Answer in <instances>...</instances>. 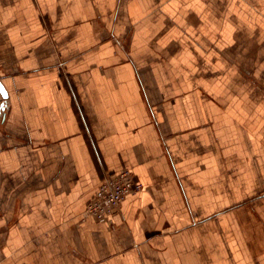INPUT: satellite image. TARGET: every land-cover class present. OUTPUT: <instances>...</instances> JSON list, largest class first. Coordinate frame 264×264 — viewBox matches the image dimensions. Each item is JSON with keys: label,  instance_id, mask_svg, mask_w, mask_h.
Segmentation results:
<instances>
[{"label": "crops", "instance_id": "1", "mask_svg": "<svg viewBox=\"0 0 264 264\" xmlns=\"http://www.w3.org/2000/svg\"><path fill=\"white\" fill-rule=\"evenodd\" d=\"M0 79V264H264V0H0Z\"/></svg>", "mask_w": 264, "mask_h": 264}, {"label": "built area", "instance_id": "2", "mask_svg": "<svg viewBox=\"0 0 264 264\" xmlns=\"http://www.w3.org/2000/svg\"><path fill=\"white\" fill-rule=\"evenodd\" d=\"M143 188V184L136 180L134 173L128 168L108 172L89 201L87 213L97 220L112 223L123 200Z\"/></svg>", "mask_w": 264, "mask_h": 264}, {"label": "water", "instance_id": "3", "mask_svg": "<svg viewBox=\"0 0 264 264\" xmlns=\"http://www.w3.org/2000/svg\"><path fill=\"white\" fill-rule=\"evenodd\" d=\"M0 94L2 96V101H1V105L2 106H5V100L7 99L8 97V91L5 87V85L3 84L2 80L0 79Z\"/></svg>", "mask_w": 264, "mask_h": 264}]
</instances>
